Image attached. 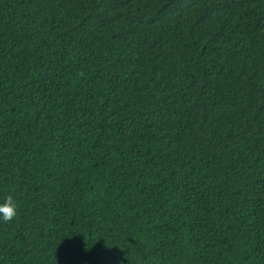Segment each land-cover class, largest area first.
I'll list each match as a JSON object with an SVG mask.
<instances>
[{
    "label": "trees",
    "instance_id": "1",
    "mask_svg": "<svg viewBox=\"0 0 264 264\" xmlns=\"http://www.w3.org/2000/svg\"><path fill=\"white\" fill-rule=\"evenodd\" d=\"M0 264H264V0H0Z\"/></svg>",
    "mask_w": 264,
    "mask_h": 264
},
{
    "label": "clouds",
    "instance_id": "2",
    "mask_svg": "<svg viewBox=\"0 0 264 264\" xmlns=\"http://www.w3.org/2000/svg\"><path fill=\"white\" fill-rule=\"evenodd\" d=\"M17 215V206L11 196L7 197L3 204H0V217L4 222H9Z\"/></svg>",
    "mask_w": 264,
    "mask_h": 264
}]
</instances>
